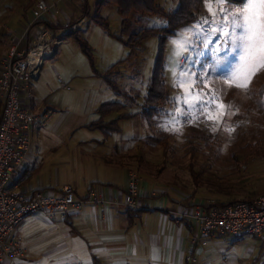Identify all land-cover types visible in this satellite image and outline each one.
I'll use <instances>...</instances> for the list:
<instances>
[{"label": "rangeland", "instance_id": "rangeland-1", "mask_svg": "<svg viewBox=\"0 0 264 264\" xmlns=\"http://www.w3.org/2000/svg\"><path fill=\"white\" fill-rule=\"evenodd\" d=\"M98 1L88 0L90 15L80 33L89 52L69 35L58 56L46 59L42 69V104L59 115L64 113L65 130L73 128L67 139L73 145L70 157L64 151L67 157L57 159L66 162L62 175L83 179L92 171L87 154L97 152L108 154L105 159L112 162L102 164V171L121 187H128L129 173L134 171L140 177L139 188L153 183L175 199L252 200L264 194V68L247 89L237 88L227 75L237 64L238 51L224 44L223 38L218 41L219 52L216 45L202 47V29L208 28L202 21L211 18L208 4L212 3L213 11L220 6L205 1L196 21L167 36L162 57L167 96L148 114L151 107L145 99L161 49L160 37L149 35L137 42L132 37L142 28L163 26L166 20L133 11L124 25L117 5L98 7ZM80 3L83 11L87 9L86 1ZM157 4L171 12L179 0H157ZM74 6L79 12V6ZM238 6L232 0L222 5L229 14ZM24 10L17 0H0V39H5L1 33L8 18L15 20ZM96 16L108 26L97 23ZM208 40L215 36L209 34ZM2 49L0 42V56ZM104 103H115L105 120L117 119L118 130L106 133L88 126L100 118ZM97 141L102 146L94 149ZM31 218L35 220L21 232L33 234L34 245L20 264H57L55 249L67 238L49 229L50 223L41 217L27 220ZM221 253L213 264H264V238L244 234Z\"/></svg>", "mask_w": 264, "mask_h": 264}, {"label": "crops", "instance_id": "crops-1", "mask_svg": "<svg viewBox=\"0 0 264 264\" xmlns=\"http://www.w3.org/2000/svg\"><path fill=\"white\" fill-rule=\"evenodd\" d=\"M17 2L22 3L25 10L15 20L13 16L8 18L9 23L1 33L5 39H0L3 47L0 63L14 45L13 38H17L18 50H24L43 24L60 40V44L54 47L48 58L58 56L61 47L69 42V35L74 36L79 44L72 32L77 30L80 34L87 23L90 15L88 0L85 3L87 9L84 8V11L79 0H49V11L34 24L31 22L35 0ZM74 5L79 6V12ZM46 23H52L58 28H52ZM54 68L59 72L57 67ZM60 83L66 87L64 80ZM26 85L31 96L24 92V101L34 109L43 105L42 70L37 80H28ZM58 112L56 111V116L47 127L36 126L33 131V147L23 170L20 189L31 195L38 189L46 193H58L72 187L76 199L84 202L74 206L68 217L52 218L43 213H33L26 217L16 227V233L22 237L23 245L30 252L24 259L10 264H20L32 253L30 247L34 245V235L23 234L21 230L35 220H27L33 215L50 223L47 224L49 229L62 233V237L67 238H62L65 240L64 245L55 249L57 264H213V260L218 255L222 256L223 250L231 248L233 242L241 239L244 234L251 235L244 232L202 234L197 222L187 218L177 220L174 213L196 200L186 204L183 198L175 199L157 189L153 183L140 186L137 207L127 206V188L118 186L114 177L106 176L102 171V164L110 165L112 162L105 159L108 156L105 153L87 154L91 158L92 171L83 175V179L64 177L61 168L66 162L57 159H64L65 154L70 157L73 145L67 139L73 128L65 130L64 113L59 115ZM99 146H102L99 141L93 143L94 149ZM52 152L54 155L51 156ZM91 191L94 192L97 202L88 199Z\"/></svg>", "mask_w": 264, "mask_h": 264}, {"label": "built area", "instance_id": "built-area-1", "mask_svg": "<svg viewBox=\"0 0 264 264\" xmlns=\"http://www.w3.org/2000/svg\"><path fill=\"white\" fill-rule=\"evenodd\" d=\"M85 1L80 0L82 3ZM35 3L31 24L44 18L51 7L49 0H35ZM13 41L14 45L0 63V264H10L29 254L22 237L16 233V227L26 217L33 213H43L52 218L68 217L74 206L84 202L76 199L72 187L58 193L38 189L31 195L20 189L23 170L33 147V131L36 126L47 127L56 114L46 105L31 108L24 101L23 93L31 96L26 82L38 79L46 59L60 40L43 24L26 49L18 50L17 38ZM139 182V175L131 171L126 202L129 207L138 206ZM88 199L98 201L93 191ZM174 213L177 220L187 218L197 222L202 234L244 232L256 237L264 236V194L251 201H238L226 206L205 199L196 200Z\"/></svg>", "mask_w": 264, "mask_h": 264}, {"label": "trees", "instance_id": "trees-1", "mask_svg": "<svg viewBox=\"0 0 264 264\" xmlns=\"http://www.w3.org/2000/svg\"><path fill=\"white\" fill-rule=\"evenodd\" d=\"M205 1L207 0H179L178 7L171 12H166L162 6H159L157 4V0H99L97 2L98 7L106 6L110 4L117 5L120 8L124 25L127 23L130 14L133 11H137L142 14L160 15L166 20L165 25L142 28L137 33L133 34L132 37V41L135 42L149 35L155 34V35H159L160 37L161 49L158 56L157 64L155 66L152 75V80L150 83L148 95L146 96L145 99L146 104L149 107H151V110L146 111L148 114L152 113L153 110H156L153 108V106L155 107L156 104L163 101L167 96V91L164 82V75H163V65H162L163 45L167 36L174 34L178 28L191 24L192 22L196 21L203 10ZM232 1L236 3H240V0H232ZM95 20L97 23L101 25L108 26L107 21L100 16H96ZM46 24L52 28H58L56 25L52 23H46ZM72 33L75 35V38L77 39L80 46L84 49V51L89 52V46L86 37L80 35L77 30ZM114 107H116L115 103L102 104L100 107V111H98L100 114V118L92 122L88 126L90 128L103 129L106 133H109L111 130H118L119 127L117 126V119H112L109 121L105 120V117L110 113H112V111H107V110L108 109L112 110ZM1 114H2V101L0 99V119H1ZM194 193L189 197H193ZM187 199L188 197L183 198L186 204L190 202ZM242 200L251 201L249 197H246L244 199H238L237 197H234L228 200L219 199L215 203L218 204L219 206H226Z\"/></svg>", "mask_w": 264, "mask_h": 264}, {"label": "snow or ice", "instance_id": "snow-or-ice-1", "mask_svg": "<svg viewBox=\"0 0 264 264\" xmlns=\"http://www.w3.org/2000/svg\"><path fill=\"white\" fill-rule=\"evenodd\" d=\"M213 2L220 7L218 11H213L212 3L208 4L211 18L202 21L208 28L202 29L200 44L205 49L216 45L215 52H219L218 41L223 38L224 44L238 51L237 64L228 73L227 79L237 88L247 89L252 77L264 68V0H240L237 9L230 14L222 7L228 0ZM209 34L215 36V40H208ZM198 103L203 104V101Z\"/></svg>", "mask_w": 264, "mask_h": 264}]
</instances>
